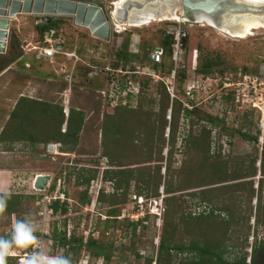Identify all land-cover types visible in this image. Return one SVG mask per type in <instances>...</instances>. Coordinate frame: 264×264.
<instances>
[{
	"label": "rangeland",
	"instance_id": "rangeland-1",
	"mask_svg": "<svg viewBox=\"0 0 264 264\" xmlns=\"http://www.w3.org/2000/svg\"><path fill=\"white\" fill-rule=\"evenodd\" d=\"M84 1L101 3L105 12L112 16L114 2L118 0ZM39 18V15H21L13 20L8 42L14 54H21L24 47L33 48L41 43V35L36 30L37 24L43 23ZM57 31L56 39L63 43L64 51L77 56L57 54L54 61L30 55L32 69L14 70L9 74L11 77L0 78V174L13 178L11 186L1 188L0 193L25 196L12 215L0 217V236L9 237L16 220L29 219L49 236L56 228L60 232L66 229L74 238L84 237L85 241L93 236L111 255V259L98 257L95 250L85 247L74 252L70 245H55L51 237L45 239V251L65 255L72 264H148L150 259L157 260L166 215L163 198L174 196L179 200L178 220L183 213L200 216L208 214L213 207L202 202L199 193L204 188H198L212 179L209 171L199 169L209 139L205 129H211L212 154L222 160L230 157L228 169L237 180L214 186L217 191L213 202L219 209L216 212L218 223L181 224L177 241L189 243L194 238L209 236L217 243L243 245L236 250L248 253L250 262L255 235L264 239V225L257 228L256 223L260 185L264 180L261 171L264 112L260 108L264 105V85L258 84L259 94L254 92V81L264 80V29L255 31L247 39H239L202 23L157 21L143 27H114L111 41H105L95 37L85 26L76 24L73 17H66ZM185 32L188 36L184 47ZM169 34L175 37L172 54L165 46ZM158 48L165 49L161 58L155 56ZM176 50L178 61L174 60ZM154 61L158 62V69ZM209 62L215 64L214 72L204 75L200 70ZM2 64L1 60L0 66ZM15 66L22 68L19 62ZM108 66L114 68L115 73L109 74ZM120 69L124 72L117 71ZM174 69L176 80L172 77ZM183 73L186 77L181 79ZM116 80L123 88L132 82V88H127L129 90L122 95L114 90ZM240 81L247 84L238 92L235 85ZM226 82L230 83L226 85ZM141 84L144 89L137 95ZM173 84L176 86L175 100L169 91ZM104 92L109 94L108 99ZM20 93L32 95L34 106L26 114L24 104L20 105L26 121L19 116L11 123L9 117ZM25 102L27 105L30 101ZM48 105L64 107L63 132L68 128L71 110L85 115L80 140L74 150L62 149V154L47 150L48 143L61 142L50 139L59 124L46 118L44 112ZM187 108L198 109L197 115L186 116ZM124 116L129 119L125 135L113 136L106 131L105 121ZM198 117L216 118L219 125L213 126ZM20 124L25 132L17 127ZM240 130L259 136L258 144L244 140ZM256 158L258 174L250 177L247 173L251 172ZM85 167L86 176L93 174L95 179L81 185L80 169ZM107 168L133 172L129 177L130 188L124 187L115 193L116 180L110 178L113 183L103 178ZM39 174L53 175L57 185H65L74 203L71 212L57 214L51 212L52 209L45 210L50 206L41 202L42 192L33 188ZM118 179L122 180V176ZM252 180L257 193L254 198ZM166 182L176 185L174 194H167ZM238 184L245 186L237 187ZM101 190L104 196L100 194L96 201L94 197ZM141 192L146 194L143 195L144 207L140 203ZM85 199L90 201L84 203ZM229 208L236 213L253 212L249 222L252 228L233 225L227 231L223 219L227 218ZM112 214L116 215L110 216ZM132 215L142 220L137 230L128 226L130 221L139 220ZM230 250L233 252L234 247ZM236 255L229 253L227 257L235 258ZM186 257L187 254L174 251L172 262L179 264ZM8 264L21 263L19 259L8 258Z\"/></svg>",
	"mask_w": 264,
	"mask_h": 264
},
{
	"label": "trees",
	"instance_id": "trees-1",
	"mask_svg": "<svg viewBox=\"0 0 264 264\" xmlns=\"http://www.w3.org/2000/svg\"><path fill=\"white\" fill-rule=\"evenodd\" d=\"M66 19V17H55L51 22L44 21L43 23L37 24L36 30L37 32L41 35V40L40 42L42 43L44 40V35L47 31L55 29L56 32L58 33L57 30L60 29V24L61 22ZM175 43V37L174 34H169L168 38L165 42V46L167 50L172 54L173 53V47ZM14 48V47H12ZM165 51V49H164ZM123 52H120V55H122ZM165 55V52H164ZM163 55V56H164ZM130 56V54H128ZM155 68L158 69V62L154 61ZM214 66L215 64L213 62L207 63L202 70H200L204 75H211L214 72ZM186 77V74L183 73L181 75V79H184ZM138 82V81H137ZM134 83V82H133ZM225 84V83H224ZM128 87L130 85H127ZM127 87V88H128ZM144 87L142 84L140 85V90L137 95H141ZM166 92L167 86H165ZM228 89V88H226ZM174 98L173 100H175ZM28 101V99H26ZM30 101V100H29ZM31 103V104H30ZM26 105V103L23 106H25L26 109V114L29 113L30 110L33 109V101H31ZM50 105H48V108L45 109V116L46 118H51L52 120H55L58 122L59 125H56L58 128L55 133H53L50 137V139L53 140H60L63 143L62 149H75L79 143L80 140V134L83 129L84 123H85V115L81 112H76L75 109L71 110L69 118H68V128L65 132L62 131V126L66 121V113L64 111L63 106H54L49 108ZM198 109L193 108H187L186 109V116L190 117L192 115H197ZM13 115L11 123H14L13 121H17L20 116V111L17 110ZM21 116L23 117V120L26 121L27 116H25L24 113H21ZM21 117V118H22ZM200 119H204L211 123L213 126L219 125L217 124L216 118H203V117H198ZM17 119V120H16ZM22 120V121H23ZM129 122V119L125 116L121 118L113 117L110 120L105 121L104 125L107 128V132L110 131L111 135H125L126 128ZM18 125V124H17ZM21 127V132H25L26 129L20 124L19 126ZM16 130V129H15ZM206 130V135L209 138L206 141V149H204L205 153L203 155V159L200 164V170L201 171H209L211 173V180L207 184H204L202 186H199L198 188H204L201 190L199 195L201 196L202 202L209 203L213 207L210 208L208 214H202L200 216H194L193 214H188L186 215L183 213L180 216V219H177V215L180 211L179 204H178V199L175 198L174 196H168L164 198V201L166 202V215H165V223L163 227V233L161 237V242H160V247H159V256L157 260H149L148 264H153L154 262L156 264H173L172 258H173V253L174 251H177L178 253L181 254H187V257L184 259L183 262L179 264H261L260 262L262 261V264H264V239H259L257 235H255V243L252 246V256H251V261L248 262V253L245 252H237L240 247H244L243 245H236V246H230L226 245L223 243H217L216 241L210 240L209 236H206L204 239L203 238H194L191 242L186 243L182 241H177V236L179 233V228L181 224H187L189 225L190 223L196 222L198 224H204V223H218L219 216H217L216 212L219 211L217 207L214 206V198L213 195L216 193V188L214 187L217 184L220 183H226L232 180H237L236 175H233L231 171H229V163L230 160L229 158H223L222 160L221 157L216 156L215 154H212V143H211V134L212 130ZM104 131L105 135L107 136L108 133ZM20 132V130H18ZM240 135L244 140L251 141L255 145L258 144L259 142V136L257 135H251L248 134L247 132H244L243 130L239 131ZM16 134V133H15ZM26 134V133H25ZM54 135V136H53ZM108 137V136H107ZM48 139V140H50ZM37 140V139H36ZM114 140V139H113ZM195 142V140L191 139V142ZM119 145L122 143L121 139L117 141ZM108 155H111L110 151L106 152ZM258 155H259V150H258ZM222 160V161H221ZM258 159L256 158L253 162L252 170L251 172L247 173L248 176L254 177L258 174V167L256 166V161ZM262 167V175L264 176V147L262 150V159H261ZM114 162V161H113ZM80 184H89L92 179H95L93 174H91L89 177L86 176L85 172L88 171L87 168H82L80 169ZM93 171L96 173L95 170H89ZM231 172V173H230ZM111 173H117L116 176L111 177ZM134 175L133 172L131 171H126L124 170H114L111 168H107L104 171V180L112 181L111 179L116 180L115 182V193H119L121 189L124 187L130 188L131 181H129V177H132ZM122 176V180H119L118 177ZM111 178V179H110ZM124 178V179H123ZM127 179V180H126ZM264 179V178H262ZM68 180V178H67ZM162 182V179H161ZM244 184H238L237 187H241ZM251 189H252V196L253 198L256 196V188H254V182L253 180L250 181ZM158 186H160L158 184ZM176 185L172 182H166L165 184V190L167 194L171 195L176 192ZM245 186V185H244ZM65 191L70 197L67 189L65 188ZM101 197L104 196V190H101L100 193ZM116 195V194H114ZM146 195L141 192V196ZM159 195V192H158ZM197 196V194H196ZM25 196H20L18 194H11L10 199L8 200V206L7 209L3 212L0 213V217L4 216H10L15 212V210L18 208L19 205L23 202ZM42 199V197H40ZM87 200L85 199L83 202L86 203ZM259 213L256 215V223H257V228H259L261 225H264V180H261V185H260V192H259ZM52 208L57 214H68L69 209H70V202L66 201L64 204H61L60 201H56ZM228 213V216L226 219H223V223L225 224V228L227 231H230L231 227L233 225L241 226V225H246L252 228V226H249V222L251 218L253 217V212L252 214L248 212L245 213H236L232 209H227L226 210ZM116 214H112L110 216H115ZM142 222L141 219L138 221H130L128 223V226L132 227L134 230L138 229L139 224ZM66 225V224H65ZM192 236V235H191ZM51 239L53 240L55 245H61V246H69L74 252H78L81 248L85 247L88 250H95V255L98 257H103L105 259H111V255L107 254V247L104 246L101 242L96 240L93 236H89L87 241H85L84 237L81 238H74V236H70L68 234V231L65 229L64 231H59L57 228L54 230V234L50 236ZM248 243V237L245 240V244ZM234 247L233 252H230L231 248ZM233 254L236 253L238 255L235 256V258H228L227 254Z\"/></svg>",
	"mask_w": 264,
	"mask_h": 264
},
{
	"label": "water",
	"instance_id": "water-1",
	"mask_svg": "<svg viewBox=\"0 0 264 264\" xmlns=\"http://www.w3.org/2000/svg\"><path fill=\"white\" fill-rule=\"evenodd\" d=\"M163 0H127L125 4L108 15L101 3L84 0H0V52L7 49L12 21L20 15H39L41 21L51 22L55 17H73L79 25L91 28L95 37L111 41L117 21L122 24L132 19V12H147L150 7L160 5ZM186 9L188 22L200 23V16L205 14L218 23L225 15L264 17V4L246 0H182ZM118 11V12H117ZM188 34L184 33L183 46ZM64 48L63 43L56 46ZM52 180L50 174H39L35 187L38 190L47 188Z\"/></svg>",
	"mask_w": 264,
	"mask_h": 264
},
{
	"label": "built area",
	"instance_id": "built-area-1",
	"mask_svg": "<svg viewBox=\"0 0 264 264\" xmlns=\"http://www.w3.org/2000/svg\"><path fill=\"white\" fill-rule=\"evenodd\" d=\"M177 41L179 42L180 41V35L177 37ZM61 43L60 41H58L56 39V30L53 29V30H50V31H47L44 35V40L42 43H40L39 45L37 46H34V49L38 50V56L39 57H48V58H54L57 54H66L67 56H70V57H74V56H77L76 53H70V52H66L64 51V48H57V44ZM179 45V43H178ZM178 45H177V48H178ZM164 49L163 48H158L156 51H155V56L157 57H163L164 55ZM174 60L175 61H178V58H179V52L176 50L174 51ZM107 72L109 74L111 73H115V69L112 68L111 66H108L106 68ZM118 72H124L122 69L120 70H117ZM176 76H177V71L176 69L172 70V77L174 80H176ZM259 79L258 81H254V92L256 94H259V89H258V84H261V85H264V80H261L260 78H257ZM230 82H226L225 84L228 85ZM132 82H130V86L128 87L129 89L132 88L131 86ZM244 84H247L246 82H243V81H240L238 82L235 86V90L236 91H240V88L242 86H244ZM238 85V86H237ZM114 90H117L118 93L122 92L123 94L122 95H125L126 91L129 90L127 88H123L121 82L119 80H116L115 81V85H114ZM137 88V86H134V88ZM227 87V86H226ZM169 91H170V94L172 95V98H176L177 95H176V86L173 84V86L169 87ZM115 92V91H114ZM139 92V91H138ZM137 92V93H138ZM106 92H104L105 94ZM106 98L108 99L109 98V94L106 93ZM115 97V96H114ZM119 100H120V96L118 94V97H117ZM264 104V103H263ZM262 104V105H263ZM262 109V106L260 107ZM263 111V109H262ZM264 112V111H263ZM172 113V112H171ZM62 143L61 142H52V143H48L47 145V150L49 152H52L54 154H62L63 151H62ZM55 178L54 176L52 175V180L49 182L48 186L46 189L44 190H38L36 187H35V182H36V179L34 180L33 182V188L38 191V192H42V203L45 205V206H50V208H45V210H49V209H52L53 211L51 212H54V209L52 208L53 204L56 202V201H60L61 204H64L66 201H69L70 202V209L69 211L71 212L72 210V207L74 205V203L71 201V198L68 197L66 191H65V185L61 184L60 183L57 185L56 182L54 181ZM55 184H54V182ZM60 182H62V180H60ZM60 185V187H59ZM99 195H100V191L98 192V194H96V196L94 197V199L97 201L98 198H99ZM142 199V201H141ZM164 199V198H163ZM140 203L142 204V206L144 207L145 205V200H144V197L141 196L140 198ZM50 212V213H51ZM158 215H161L160 213H157ZM133 219H139V214H138V217L135 218L134 215H132ZM133 221H136V220H133ZM138 221V220H137ZM36 235L38 236L39 238V242H40V246L44 249L45 247V244H44V241L46 238H49V233L45 232L44 230H38V232L36 233ZM69 236H71V232L69 233ZM10 237V236H9ZM45 250V249H44ZM34 251L33 248L29 247V248H17L14 250L15 254L10 256L9 258H12V259H19L20 263L21 264H26L27 262V259L28 257L32 254V252ZM47 252V251H46ZM50 254V253H49ZM52 255V254H51Z\"/></svg>",
	"mask_w": 264,
	"mask_h": 264
},
{
	"label": "bare ground",
	"instance_id": "bare-ground-1",
	"mask_svg": "<svg viewBox=\"0 0 264 264\" xmlns=\"http://www.w3.org/2000/svg\"><path fill=\"white\" fill-rule=\"evenodd\" d=\"M126 1L127 0H118L117 2H114V6L117 9H119L125 4ZM163 1L164 2H162L160 5L150 7L147 12L146 11L132 12V19L128 23L122 24L119 21H117L116 26L119 29H122L124 28V26L143 27L157 21H177L181 23L189 21L186 18L187 17L185 15L186 9L182 4V0H163ZM246 1L256 4H264V0H246ZM199 18H200V23H202L203 25L217 28L220 31L227 34V36L229 35L233 38L247 39L251 35H253L255 31L264 29V17L249 18L246 16L239 17L238 15L229 14V15H225L222 18L221 20L223 22L222 24L221 22L218 23L210 16L205 14L201 15ZM86 28L91 30V28L89 27ZM262 109L264 111V105Z\"/></svg>",
	"mask_w": 264,
	"mask_h": 264
},
{
	"label": "clouds",
	"instance_id": "clouds-1",
	"mask_svg": "<svg viewBox=\"0 0 264 264\" xmlns=\"http://www.w3.org/2000/svg\"><path fill=\"white\" fill-rule=\"evenodd\" d=\"M10 193H0V213L8 206ZM40 225L29 219L16 220L10 237L0 236V264H8V258L15 254L17 248H33L26 264H72L71 260L62 254L51 255L46 252L36 235ZM12 259V258H11Z\"/></svg>",
	"mask_w": 264,
	"mask_h": 264
},
{
	"label": "crops",
	"instance_id": "crops-1",
	"mask_svg": "<svg viewBox=\"0 0 264 264\" xmlns=\"http://www.w3.org/2000/svg\"><path fill=\"white\" fill-rule=\"evenodd\" d=\"M25 15H27V14H25ZM9 48L10 47H9V42H8L7 49L4 52H0V61L2 60L3 63H4V64H2L0 66V78L2 76H5V75L9 76L10 73L13 74L14 70H20V71L24 72L26 69H32L33 65H32V62H31V60L29 58L30 55H33L37 59L45 58V59H50V60H54V61L56 60V56H57L56 55L54 58L39 57L37 55L38 54V50L34 49V46H33V48H31V46L22 48L23 49L22 53L18 54V55L14 54V50L13 49L10 50ZM17 62H19V64H21V67H22L21 69H18L17 66H15ZM9 77H11V76H9ZM26 99H28V102H29V100L31 102V101H34L35 98L32 95L27 96L25 94L20 93V97L18 99H16L17 101L14 102L15 106L13 108L14 110L12 111V113H11V115L9 117L10 120L12 119V116L15 115L14 113L17 110H19L20 105H22V103H26L25 102ZM40 101L41 102H45L44 100H40ZM46 108H48V106H46ZM49 108H51V106ZM20 116H21V112H20ZM9 119H8V121H9ZM17 124H18V122H17ZM12 179L13 178L11 176H9V175H7L5 173L0 174V189L1 188H2V190L8 189L11 186Z\"/></svg>",
	"mask_w": 264,
	"mask_h": 264
}]
</instances>
